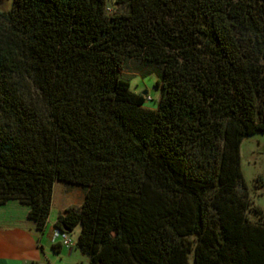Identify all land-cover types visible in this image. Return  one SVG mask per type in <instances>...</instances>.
<instances>
[{
  "label": "trees",
  "instance_id": "16d2710c",
  "mask_svg": "<svg viewBox=\"0 0 264 264\" xmlns=\"http://www.w3.org/2000/svg\"><path fill=\"white\" fill-rule=\"evenodd\" d=\"M107 1L0 9V205L43 231L55 182L82 186L54 226L89 264H264L240 158L264 131V0ZM128 59L158 75L155 108Z\"/></svg>",
  "mask_w": 264,
  "mask_h": 264
},
{
  "label": "crops",
  "instance_id": "0c3cea01",
  "mask_svg": "<svg viewBox=\"0 0 264 264\" xmlns=\"http://www.w3.org/2000/svg\"><path fill=\"white\" fill-rule=\"evenodd\" d=\"M83 201L82 186L56 181L51 213L43 231L28 218L27 205L18 200L0 205V264H89L86 255L76 246L79 229L71 246L62 244L54 236L58 216Z\"/></svg>",
  "mask_w": 264,
  "mask_h": 264
},
{
  "label": "rangeland",
  "instance_id": "374dc122",
  "mask_svg": "<svg viewBox=\"0 0 264 264\" xmlns=\"http://www.w3.org/2000/svg\"><path fill=\"white\" fill-rule=\"evenodd\" d=\"M12 0H4L0 4V9L10 7ZM109 12L122 10V6L115 5L113 0L107 1ZM152 70L150 65L135 59H128L123 69V75L128 78L131 89L141 93L145 97V105L155 108L160 98V87L157 86L158 75ZM143 73H147L142 75ZM240 158L242 175L247 185V189L254 205L259 206L264 212V131L257 132L246 136L240 145ZM54 211L53 217L56 216ZM251 218H255L253 213H250ZM80 227H76L72 232H69L71 239H74ZM86 258H88L86 256ZM89 262V260H88ZM190 262L193 264L192 255Z\"/></svg>",
  "mask_w": 264,
  "mask_h": 264
},
{
  "label": "built area",
  "instance_id": "2783aa9c",
  "mask_svg": "<svg viewBox=\"0 0 264 264\" xmlns=\"http://www.w3.org/2000/svg\"><path fill=\"white\" fill-rule=\"evenodd\" d=\"M54 236L59 237L62 244L66 246H71L73 244V240L71 239L69 233L65 230L60 231L56 229Z\"/></svg>",
  "mask_w": 264,
  "mask_h": 264
},
{
  "label": "water",
  "instance_id": "95a60500",
  "mask_svg": "<svg viewBox=\"0 0 264 264\" xmlns=\"http://www.w3.org/2000/svg\"><path fill=\"white\" fill-rule=\"evenodd\" d=\"M4 3V0H0V4ZM64 230H67V229H64Z\"/></svg>",
  "mask_w": 264,
  "mask_h": 264
}]
</instances>
